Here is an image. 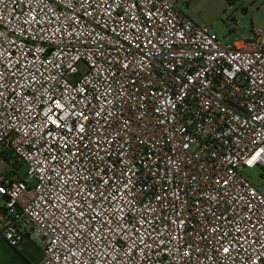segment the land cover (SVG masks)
<instances>
[{
	"label": "built area",
	"instance_id": "obj_1",
	"mask_svg": "<svg viewBox=\"0 0 264 264\" xmlns=\"http://www.w3.org/2000/svg\"><path fill=\"white\" fill-rule=\"evenodd\" d=\"M179 2L0 0L1 237L35 264H264V34Z\"/></svg>",
	"mask_w": 264,
	"mask_h": 264
},
{
	"label": "rangeland",
	"instance_id": "obj_2",
	"mask_svg": "<svg viewBox=\"0 0 264 264\" xmlns=\"http://www.w3.org/2000/svg\"><path fill=\"white\" fill-rule=\"evenodd\" d=\"M179 9L192 21L212 26L226 44L255 40V28L264 34V0H180ZM86 71L84 65H80ZM27 165L20 174L25 176ZM244 175L264 194V168L246 169ZM42 238L34 235L16 248L0 237V264H35L42 252Z\"/></svg>",
	"mask_w": 264,
	"mask_h": 264
},
{
	"label": "snow or ice",
	"instance_id": "obj_3",
	"mask_svg": "<svg viewBox=\"0 0 264 264\" xmlns=\"http://www.w3.org/2000/svg\"><path fill=\"white\" fill-rule=\"evenodd\" d=\"M0 191H3V190H2V189H0ZM228 251H229V249H228V248H225V249H224V252H225V253H227Z\"/></svg>",
	"mask_w": 264,
	"mask_h": 264
},
{
	"label": "trees",
	"instance_id": "obj_4",
	"mask_svg": "<svg viewBox=\"0 0 264 264\" xmlns=\"http://www.w3.org/2000/svg\"><path fill=\"white\" fill-rule=\"evenodd\" d=\"M1 233H2V228H1V226H0V237H1Z\"/></svg>",
	"mask_w": 264,
	"mask_h": 264
}]
</instances>
